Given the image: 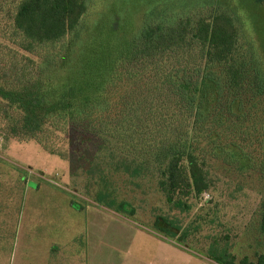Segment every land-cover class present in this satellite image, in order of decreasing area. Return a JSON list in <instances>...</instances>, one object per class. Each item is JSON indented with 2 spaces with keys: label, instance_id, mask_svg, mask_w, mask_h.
<instances>
[{
  "label": "rangeland",
  "instance_id": "rangeland-1",
  "mask_svg": "<svg viewBox=\"0 0 264 264\" xmlns=\"http://www.w3.org/2000/svg\"><path fill=\"white\" fill-rule=\"evenodd\" d=\"M20 1L0 0V87L28 102L10 104V114L27 110L45 133L13 137L0 114V264H238L264 255V99L227 121L213 151L192 113L208 49L189 37L218 7L235 20L239 55L264 74V0H85L73 29L28 49L12 26ZM178 28L188 34L182 42ZM82 75L79 98L92 108L85 127L62 117L90 108L70 93ZM195 134L208 190L169 204L152 147ZM26 214L55 244L48 261L45 248H14ZM158 218L170 225L165 234Z\"/></svg>",
  "mask_w": 264,
  "mask_h": 264
},
{
  "label": "trees",
  "instance_id": "trees-1",
  "mask_svg": "<svg viewBox=\"0 0 264 264\" xmlns=\"http://www.w3.org/2000/svg\"><path fill=\"white\" fill-rule=\"evenodd\" d=\"M86 8L85 0H21L12 20L13 31L24 45V49L35 44L56 41L79 23ZM189 33L191 41L202 43L208 49L202 74L192 92L194 130L202 140L208 141L215 151L219 148L221 139L219 135L227 121L230 118L243 120L247 104L257 99L260 100L255 103H260L264 99V74L256 72L239 55L235 20L220 8L214 7L209 19L198 22ZM174 35L177 42H182L188 36L182 29ZM86 52L84 46L79 52L81 60L87 56ZM84 66L89 67L85 64ZM121 69H123L121 66H116L114 72L117 73ZM108 72L104 70V76L107 78L104 77V84L113 80V75L108 77ZM82 76L75 77L70 83L71 96L80 103L82 100L79 97H83L81 89L85 86L87 75ZM183 80L184 78L174 80L175 89L184 86ZM13 93L10 89L0 87V114L2 119L10 122L9 134L13 137L43 135L45 132L40 121L27 110L18 116L10 114L12 110L10 104L20 107L28 103L22 95L20 98L12 95ZM102 99L106 105L108 100ZM82 104L87 105V102ZM89 112H92L91 107L84 109L76 105L65 109L62 117L67 122L75 123V126L85 127L87 125L83 124L85 122L83 116ZM201 134H204V137ZM197 140L196 134L195 138L190 140L182 136L166 137L165 141L152 147L157 159L160 160L158 185L169 204L177 198L198 197L208 190L204 169L197 157V149L203 142L196 143ZM154 226L164 234L170 227L161 218L155 221ZM258 231L264 236V196L259 209ZM223 264L233 262L231 260ZM238 264H264V255H258L254 262L243 258Z\"/></svg>",
  "mask_w": 264,
  "mask_h": 264
},
{
  "label": "crops",
  "instance_id": "crops-1",
  "mask_svg": "<svg viewBox=\"0 0 264 264\" xmlns=\"http://www.w3.org/2000/svg\"><path fill=\"white\" fill-rule=\"evenodd\" d=\"M22 209H24V206ZM30 216L31 214H26L25 217L23 216L22 218L20 217L14 248H24L25 251L28 252L30 251V248H45V252H46L45 258L48 261V258L51 256L50 252L53 250L52 248H56L55 244L50 245L49 240L45 239L46 237L44 238L43 235L34 231L35 228H39L41 225L39 223H36V221ZM52 227L53 225L52 226L47 225L48 232L50 229L53 231ZM27 256L28 255L26 254V257Z\"/></svg>",
  "mask_w": 264,
  "mask_h": 264
}]
</instances>
